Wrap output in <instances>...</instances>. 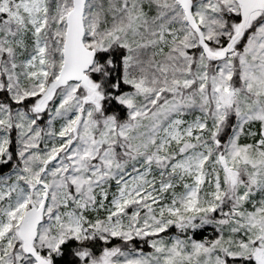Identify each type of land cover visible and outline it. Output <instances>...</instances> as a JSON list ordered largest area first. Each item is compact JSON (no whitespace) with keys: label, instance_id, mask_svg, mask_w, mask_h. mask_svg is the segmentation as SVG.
<instances>
[{"label":"rangeland","instance_id":"1","mask_svg":"<svg viewBox=\"0 0 264 264\" xmlns=\"http://www.w3.org/2000/svg\"><path fill=\"white\" fill-rule=\"evenodd\" d=\"M108 1L113 9L86 1L84 40L96 51L121 48L128 89L116 99L126 117L95 116L71 82L39 123L71 0H0V89L7 93L6 101L0 95V157L8 168L0 172V264H35L18 251L17 226L44 192L34 245L49 262L62 240L83 236L135 238L139 247L103 246L78 254L80 264H264V19L236 51L210 63L176 0ZM237 11L235 0L193 1L212 51L229 37L225 19ZM168 22L180 38L155 57V32ZM39 95L37 113H26L20 102ZM250 124L259 136L244 140Z\"/></svg>","mask_w":264,"mask_h":264},{"label":"trees","instance_id":"2","mask_svg":"<svg viewBox=\"0 0 264 264\" xmlns=\"http://www.w3.org/2000/svg\"><path fill=\"white\" fill-rule=\"evenodd\" d=\"M107 4L110 5V2L108 0H105V3L103 4V6L105 5L106 9L108 10L109 7L107 6ZM103 6H99L97 11L100 12L102 9H104ZM110 6H111V9H113L112 8L113 5H110ZM49 13L50 12H48V15ZM104 13L105 14L103 15V18L107 20L108 15H110L111 13L110 11L109 12L104 11ZM102 14L103 13H101V15ZM50 19L51 18H48V21H50ZM263 19H264V10L254 12L250 15V20H249V23L245 30L244 35L234 46L235 50L240 47V45L245 39L246 34L252 28V26L255 23H258L259 21ZM238 20H239V15L237 12L235 13L232 12L230 15V18L225 19L226 29H228L229 33H231L233 29H235V25ZM226 42H227V38L224 40H221L220 45L218 47H222L223 45H225ZM121 57H122V51L120 47H111L109 49H105L104 51H96V57H95L94 63L87 72L88 85L94 88V92H95L94 97L91 98V95H90L91 93L88 92L85 87L79 86L80 87L79 91L81 93L80 97H82V104L83 105L85 103H87L88 105L92 104L91 107H92V110L95 116L97 114L103 115V114L111 113L119 120L126 117L125 106L116 99V96L120 92L128 89L122 79ZM209 62L212 63L211 61ZM0 90H1L0 95H1L2 100L6 101L7 93L5 92V89L2 88ZM40 97H43V96L39 95L38 97H34V98L28 97L23 102H20V105H24L23 108L25 109L24 111L26 113L35 114L37 113L35 112L36 111L35 109L37 108V105H36L37 100ZM11 106L14 107V105H11ZM45 110L46 108L43 111L39 110V113L42 116L41 118L37 120V122L39 123L44 122V120L42 119H43V116H44L43 113L45 112ZM232 124H233V116H230L228 122L225 124V129L221 131V134H220L221 139H223V137H226L227 134L230 132ZM85 214L90 216L91 212H86ZM171 231H172L171 228L170 229L168 228L164 233H168V232L171 233ZM192 235L194 239L201 240L204 237V229L195 230L192 233ZM112 244H117L119 247L122 246V248L139 247V243H137V240L135 238L131 240L123 241V240H120L119 238L112 237L109 241H102L99 237L85 238L83 236H80V237L70 236L60 242L55 252H53L51 255H48L50 258V264H80V255L78 254L89 251L92 255H96L99 253L100 249L103 246L108 247L109 245H112ZM18 246H19V242H16V247L18 248ZM18 251L21 253V255L25 259H27L31 263H34L33 259L30 256L24 254L20 248L18 249ZM38 252L42 256L44 257L46 256L44 251H38ZM230 261H232L233 264H255L253 260L251 259L240 261V258H236Z\"/></svg>","mask_w":264,"mask_h":264},{"label":"water","instance_id":"3","mask_svg":"<svg viewBox=\"0 0 264 264\" xmlns=\"http://www.w3.org/2000/svg\"><path fill=\"white\" fill-rule=\"evenodd\" d=\"M85 1L86 0H72L71 8L66 14L65 32L61 49L62 64L55 80L47 88V90L51 89V93L47 100L46 97L44 98V106L52 97L54 90L57 87L66 85L69 81H78L82 85L87 86L90 90H93V88L89 87L85 74L95 58V51L93 49H88L83 43V12ZM176 1L183 11L188 25L196 33L198 43L204 55L209 60L224 59L233 48L234 43L242 37L249 14L255 10H262L264 8V0H235L239 5L240 19L238 27L221 49L211 51L204 40L201 29L193 18L191 11L192 0ZM231 94L232 90L229 91L227 97L229 98ZM44 202L45 193L38 206L29 207L23 212L17 228V235L21 241L22 251L31 256L36 264H48L47 260L42 257L33 246L36 229L42 219Z\"/></svg>","mask_w":264,"mask_h":264},{"label":"built area","instance_id":"4","mask_svg":"<svg viewBox=\"0 0 264 264\" xmlns=\"http://www.w3.org/2000/svg\"><path fill=\"white\" fill-rule=\"evenodd\" d=\"M171 28H172V26H171ZM175 38H176V35L170 31V28L168 26L160 29L158 31L157 45H156L154 52L160 53Z\"/></svg>","mask_w":264,"mask_h":264},{"label":"flooded vegetation","instance_id":"5","mask_svg":"<svg viewBox=\"0 0 264 264\" xmlns=\"http://www.w3.org/2000/svg\"><path fill=\"white\" fill-rule=\"evenodd\" d=\"M237 26V25H236ZM2 157H0V172H2V173H5L6 172V170H7V166H5V167H3V165L5 164V161L4 160H2L1 159ZM3 170V171H2Z\"/></svg>","mask_w":264,"mask_h":264}]
</instances>
